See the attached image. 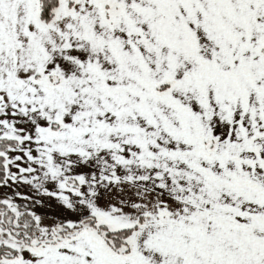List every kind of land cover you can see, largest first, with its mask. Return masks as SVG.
Masks as SVG:
<instances>
[{
	"label": "snow or ice",
	"instance_id": "obj_1",
	"mask_svg": "<svg viewBox=\"0 0 264 264\" xmlns=\"http://www.w3.org/2000/svg\"><path fill=\"white\" fill-rule=\"evenodd\" d=\"M0 264H264V0H0Z\"/></svg>",
	"mask_w": 264,
	"mask_h": 264
}]
</instances>
